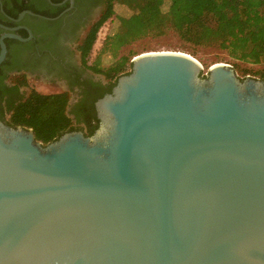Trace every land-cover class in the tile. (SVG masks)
I'll use <instances>...</instances> for the list:
<instances>
[{"label": "water", "instance_id": "1", "mask_svg": "<svg viewBox=\"0 0 264 264\" xmlns=\"http://www.w3.org/2000/svg\"><path fill=\"white\" fill-rule=\"evenodd\" d=\"M0 30L1 64L6 39L32 34ZM203 71L136 55L91 135L42 144L0 119V264H264V79Z\"/></svg>", "mask_w": 264, "mask_h": 264}, {"label": "trees", "instance_id": "2", "mask_svg": "<svg viewBox=\"0 0 264 264\" xmlns=\"http://www.w3.org/2000/svg\"><path fill=\"white\" fill-rule=\"evenodd\" d=\"M106 10L92 26L78 46L81 63L101 75L107 84L100 85L93 101L110 92L116 78L130 70L126 54L117 58L120 50L149 34H176L178 39L193 53L201 47H213L224 52L234 63L262 65L264 67V0H105ZM128 8L127 17L117 16L114 5ZM167 5L166 8L164 7ZM30 5L17 2L7 14L15 18ZM34 11V10H33ZM51 14L50 16L55 15ZM117 20L118 25L113 22ZM111 35L104 36L100 55L109 53L115 60L109 67L95 63L87 66L88 56L95 45L100 28L109 23ZM11 24V23H10ZM153 36V35H152ZM106 37V38H105ZM190 55H193L191 54ZM194 57V56H192ZM1 66V65H0ZM206 70V69H205ZM264 79V69L260 73ZM8 83L6 84L5 83ZM27 87L24 74L12 76L0 70V119L11 126L31 128L35 139L46 144L57 139L63 132L76 130V122L85 124V135H91L98 125L93 106L84 116V121L72 117L67 111L69 92L44 94L30 89L19 96L21 88ZM14 93V99H5ZM81 130V129H78Z\"/></svg>", "mask_w": 264, "mask_h": 264}, {"label": "flooded vegetation", "instance_id": "3", "mask_svg": "<svg viewBox=\"0 0 264 264\" xmlns=\"http://www.w3.org/2000/svg\"><path fill=\"white\" fill-rule=\"evenodd\" d=\"M25 1L32 9L30 11L52 20L25 15L20 22L14 23L0 13L1 24L8 27L22 25L32 34L31 38L24 42L5 40L7 54L0 64L1 73H21L30 78H41L52 85L62 84L65 88L60 92H69V111L72 117L76 116L80 121H84L91 104L93 106V96L101 83L96 81L94 74L81 63L78 46L105 12L106 2L73 0L71 3L70 0H50L53 3L50 5L45 0ZM17 2L21 0H0V6L9 16L7 10L13 9ZM54 13L56 14L50 16ZM16 33L22 38L28 37V33L23 29L17 30ZM75 52L78 63L73 60ZM15 96L14 93H7L4 97L8 100L14 99ZM82 132L85 134V131Z\"/></svg>", "mask_w": 264, "mask_h": 264}, {"label": "rangeland", "instance_id": "4", "mask_svg": "<svg viewBox=\"0 0 264 264\" xmlns=\"http://www.w3.org/2000/svg\"><path fill=\"white\" fill-rule=\"evenodd\" d=\"M166 6L167 5L165 4L164 7L166 8ZM114 11L117 16H121V17H127V15L130 14V11L128 10V8L122 5H118V4L114 5ZM113 22L115 23V25L116 24L118 25L117 20ZM108 24L110 25V22L106 23L98 32L97 39L95 41L96 43L95 45L93 44V47L88 56V62L92 63V65L99 62L97 65H100V66L103 65L104 67H106L105 65L109 64L113 59V57L109 55V53L107 52H103L101 56L99 55L102 58L101 61L99 60V56L97 55L99 49L103 45L104 36L106 35L107 37L108 35H111L112 33V30H113L112 27H114V25H112L111 29H109ZM107 40L108 39L106 38L104 43H106ZM152 51H180V52L187 53L189 55L192 52L190 49H188V47H186L178 39L176 34L169 32L161 36H159L158 34L157 35L149 34V36L140 38L139 40H136L135 42L129 44L128 46L123 47L119 53L126 54L128 58H131L132 56H136L141 53L152 52ZM76 54H77L76 52L73 54L74 55L73 60L76 63H78ZM191 54H193L191 56H194V58L203 65L204 67L203 73L206 71L205 69H207V67L210 66L211 64L224 63V64L230 65L234 69L236 75L239 78L249 76L252 78L260 79V73L264 69L262 65H251V64H243V63H237L236 64L237 66L233 67L234 62L224 52H221L218 49L213 48V47H204V48L201 47V48L195 49L193 53ZM96 55H97V58H95ZM89 71L94 74V79L96 81L98 80L101 83V85H104L105 82L102 76H99L98 74L94 73L91 70ZM25 77L27 81V87L21 88L19 90L18 92L19 96L26 95L30 89H35L40 93L50 94V93L60 92L64 90L65 88L60 83L58 85H52L46 81H43V79L41 78H32V77L30 78L27 76ZM67 111L70 113L69 101L67 105Z\"/></svg>", "mask_w": 264, "mask_h": 264}, {"label": "crops", "instance_id": "5", "mask_svg": "<svg viewBox=\"0 0 264 264\" xmlns=\"http://www.w3.org/2000/svg\"><path fill=\"white\" fill-rule=\"evenodd\" d=\"M97 55L99 56L100 55V50L98 51V53H97ZM97 55H96V57L95 58H97ZM122 54L121 53H119L118 54V56H117V58L118 57H120ZM101 56V55H100ZM99 56V60L101 61L102 60V58ZM114 58L112 59V61L109 63V64H107V65H105L106 67H109L113 62H114ZM90 65H92V63H89V62H87V66H90ZM101 67H104L103 65L101 66ZM87 70H89V68L87 69ZM15 74V72H12V73H10V74H8V78H9V76H12V75H14ZM99 76H101V75H99ZM104 84H107V81L106 80H104ZM5 83H6V81H5ZM6 84H8V83H6ZM76 126L77 127H79L78 129H81L82 131H85V124L84 123H81V122H79V123H77L76 122Z\"/></svg>", "mask_w": 264, "mask_h": 264}, {"label": "bare ground", "instance_id": "6", "mask_svg": "<svg viewBox=\"0 0 264 264\" xmlns=\"http://www.w3.org/2000/svg\"><path fill=\"white\" fill-rule=\"evenodd\" d=\"M145 53H147V52H145ZM183 53H184V52H183ZM134 57H135V56H134ZM134 57H133V58H134ZM221 64H224V63H221Z\"/></svg>", "mask_w": 264, "mask_h": 264}, {"label": "built area", "instance_id": "7", "mask_svg": "<svg viewBox=\"0 0 264 264\" xmlns=\"http://www.w3.org/2000/svg\"><path fill=\"white\" fill-rule=\"evenodd\" d=\"M104 25H105V24H104ZM104 25H103V26H104ZM103 26H102V27H103ZM102 27H101V28H102ZM101 28H100V29H101ZM99 31H100V30H99Z\"/></svg>", "mask_w": 264, "mask_h": 264}]
</instances>
